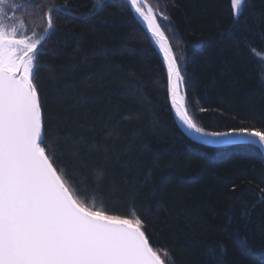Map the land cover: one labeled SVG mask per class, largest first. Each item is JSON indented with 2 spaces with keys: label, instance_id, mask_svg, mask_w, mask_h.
<instances>
[{
  "label": "trees",
  "instance_id": "trees-1",
  "mask_svg": "<svg viewBox=\"0 0 264 264\" xmlns=\"http://www.w3.org/2000/svg\"><path fill=\"white\" fill-rule=\"evenodd\" d=\"M146 1L181 65L194 122L264 130V0H244L238 20L230 0ZM5 2L27 35H42L52 3L73 13L53 12L34 83L46 145L77 195L138 216L166 264H264V152L184 132L163 55L128 0Z\"/></svg>",
  "mask_w": 264,
  "mask_h": 264
},
{
  "label": "snow or ice",
  "instance_id": "snow-or-ice-1",
  "mask_svg": "<svg viewBox=\"0 0 264 264\" xmlns=\"http://www.w3.org/2000/svg\"><path fill=\"white\" fill-rule=\"evenodd\" d=\"M129 2L163 54L171 104L182 123L201 136H236L249 144L258 139L264 146L260 128L208 132L194 122L186 93L180 94L185 77L169 36L151 7L145 11L141 0ZM3 3L0 0V13ZM243 4L244 0H230L235 20ZM94 7L102 8L103 0H95ZM54 11L73 14L67 4L52 3L45 14V33L55 27ZM162 18L167 19L163 14ZM17 33L0 19V264H166L138 216L110 215L95 203L89 206L63 169L55 166L33 82L44 36L35 38L34 32L33 38H18Z\"/></svg>",
  "mask_w": 264,
  "mask_h": 264
},
{
  "label": "water",
  "instance_id": "water-1",
  "mask_svg": "<svg viewBox=\"0 0 264 264\" xmlns=\"http://www.w3.org/2000/svg\"><path fill=\"white\" fill-rule=\"evenodd\" d=\"M128 2H129V0H128ZM5 3H6V2H5V0H4V3H3V5H2V7H3V12L0 13V19H2V22L4 23V25H5L7 28L10 29L11 27H16V28L18 29L17 25L10 24V23H8L6 20L4 21L5 14H6V13H5V7H4V4H5ZM129 5H130V7L132 8L130 2H129ZM141 6L144 7L146 10H147L148 7H151L150 4H149L146 0H141ZM151 8H152V7H151ZM152 9H153V8H152ZM132 10H133V13H134L135 17L138 18L139 21L142 23L143 27H144L145 29L148 30L146 22H145V21L139 16V14H137V13L135 12V9H134V8H132ZM153 11H154V10H153ZM154 13H155V15H156V19H157V22H158V17H157V15H159V14H157L155 11H154ZM50 31H51V30H49L48 32L45 33V35H44V40L41 41V45L39 46V51H40L41 47L43 46V44H44V43L47 41V39L49 38V36H50ZM148 32H149V30H148ZM149 35H150L151 40H153L150 32H149ZM17 36H18V38H19V37H23V35H19V33H17ZM153 42H154V40H153ZM154 44L156 45L157 49L159 50L158 45H157L155 42H154ZM159 51H160V50H159ZM161 54H162V53H161ZM162 55H163V54H162ZM35 74H36V69H35ZM34 79H35V78H34ZM33 82H34V81H33ZM34 84H35V83H34ZM37 90H38V89H37ZM38 93H39V91H38ZM180 94L183 95V94H182V87H181V90H180ZM174 113H175V110H174ZM175 116H177L176 113H175ZM42 118H43V111H42ZM177 120H178V122H179L180 127L183 128L184 132H185L187 135H189L191 138H193L195 141H197L198 143L201 142V143H203V144H207V145H210V144L221 145V144H224V143H232V142H239V141H241V138H240V137H236V136H229V137H211V136H207V137H205V136H201L200 134L195 133L194 131H192V130H190L189 128H187V127L182 123V121H181L178 117H177ZM43 123H44V122H43ZM210 132H212V131H210ZM253 144H254V143H253ZM255 144H256L257 146H259V147L262 149V151L264 152V146H261V145L259 144L258 139H257V142H256ZM149 242H150V239H149ZM150 244H151V242H150ZM152 247H153V246H152ZM153 248H154V247H153ZM154 250H155V249H154ZM161 258H162V256H161ZM162 259H163V258H162Z\"/></svg>",
  "mask_w": 264,
  "mask_h": 264
},
{
  "label": "rangeland",
  "instance_id": "rangeland-1",
  "mask_svg": "<svg viewBox=\"0 0 264 264\" xmlns=\"http://www.w3.org/2000/svg\"><path fill=\"white\" fill-rule=\"evenodd\" d=\"M245 3V2H244ZM244 5V4H243ZM243 5H242V8H243ZM13 19L14 18H12V17H5L4 18V21L6 20L8 23H10V24H14L13 23ZM14 20H16L15 21V24L14 25H17V27H18V33H19V35H23V36H27V37H29V38H33V34H26V33H24V31L22 30L23 28H24V26L23 25H20V23H19V21H21V20H23L22 18H20V20L17 22V18L16 19H14ZM23 22H24V20H23ZM23 24H25L26 25V23L24 22ZM43 34H45L44 32L42 33V35ZM44 36V35H43ZM40 37V35L38 36V34H36V36H35V38H39Z\"/></svg>",
  "mask_w": 264,
  "mask_h": 264
},
{
  "label": "flooded vegetation",
  "instance_id": "flooded-vegetation-1",
  "mask_svg": "<svg viewBox=\"0 0 264 264\" xmlns=\"http://www.w3.org/2000/svg\"><path fill=\"white\" fill-rule=\"evenodd\" d=\"M10 12H11V11H10ZM13 13H15V12L13 11ZM10 14H11V13H10ZM12 15H13L12 18H14V19L17 18L18 20H20V18H19L16 14H12ZM14 19H13V20H14Z\"/></svg>",
  "mask_w": 264,
  "mask_h": 264
},
{
  "label": "bare ground",
  "instance_id": "bare-ground-1",
  "mask_svg": "<svg viewBox=\"0 0 264 264\" xmlns=\"http://www.w3.org/2000/svg\"><path fill=\"white\" fill-rule=\"evenodd\" d=\"M152 245V244H151Z\"/></svg>",
  "mask_w": 264,
  "mask_h": 264
}]
</instances>
